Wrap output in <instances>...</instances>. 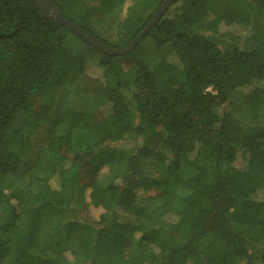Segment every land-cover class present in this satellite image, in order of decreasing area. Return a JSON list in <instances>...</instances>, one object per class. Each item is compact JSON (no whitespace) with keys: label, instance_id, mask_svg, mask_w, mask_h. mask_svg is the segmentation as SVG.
Here are the masks:
<instances>
[{"label":"trees","instance_id":"16d2710c","mask_svg":"<svg viewBox=\"0 0 264 264\" xmlns=\"http://www.w3.org/2000/svg\"><path fill=\"white\" fill-rule=\"evenodd\" d=\"M50 1L118 50L166 0ZM211 1L176 0L111 56L31 0H0V264H264V0L210 17ZM223 33L249 47L221 49ZM146 41L165 57L145 61Z\"/></svg>","mask_w":264,"mask_h":264},{"label":"rangeland","instance_id":"374dc122","mask_svg":"<svg viewBox=\"0 0 264 264\" xmlns=\"http://www.w3.org/2000/svg\"><path fill=\"white\" fill-rule=\"evenodd\" d=\"M139 1V0H138ZM136 0V2H138ZM227 1L226 0H212L210 3V11H209V15L210 17L214 16V13H219L220 11H222V9L224 7H226L227 5ZM109 23L105 22V23H95L96 27H97V32L99 35L104 36V37H112L115 34V25L114 23L111 22V19H109L108 21ZM262 23H264V21H262ZM224 34V33H223ZM217 39V43L219 45V47L221 49L224 50H230L231 48H236V49H247L249 47V44L245 41L243 36H237V35H229V34H224L221 35L219 37H216ZM215 39V38H214ZM68 45L71 46L74 49H79L84 56L91 61L92 63H95L96 60L98 59V54L97 52L93 51L91 48L87 47L86 45H84L81 42L76 41V39L74 38V36H71L68 38ZM143 50H144V57L143 59L145 61H147L148 63H153L155 60H158L159 58H164L166 53L165 51H156L154 52L151 48V45L149 43V41L143 42ZM90 72H92L93 75H97L95 69H89ZM69 78V77H68ZM68 78H66L65 80V84L68 81ZM73 82L74 80L69 81V87L71 88L73 86ZM64 88V87H63ZM54 93V97L60 98L63 97L65 94H62L63 89L62 90H57L55 89L53 91ZM62 94V95H61ZM73 99V105L76 108H82L86 105L89 104V100L87 99H83L80 97H75L72 98ZM231 102L230 104H225L223 105L221 108H219L217 110L218 113H220L222 110H228V109H232L233 105H236L237 103L235 102V100L237 99L236 96H231ZM53 101V100H52ZM51 101V102H52ZM49 105V113H50V119H52L55 114L57 113V110L59 109V107H61V104L56 106L55 103H51ZM62 108V107H61ZM49 119V120H50ZM49 120L43 124L40 128V130L36 131L31 137H30V148L32 149V151L37 152L40 149H43L47 143L46 141V132L49 128ZM253 125H263L264 124V120H260L257 119L255 122L252 123ZM128 141H125L122 146L124 147H128L129 144H131L130 139H127ZM106 166H102L99 168L98 170V176H103L106 173ZM149 170H152V166H148ZM43 244L45 245L46 243V237L44 235H42L41 237ZM215 247L217 248H221L220 244H215ZM249 251L256 253L257 251L254 250V248L252 246L248 247Z\"/></svg>","mask_w":264,"mask_h":264},{"label":"water","instance_id":"95a60500","mask_svg":"<svg viewBox=\"0 0 264 264\" xmlns=\"http://www.w3.org/2000/svg\"><path fill=\"white\" fill-rule=\"evenodd\" d=\"M39 9L40 13L45 18H53L58 21L61 25L69 29L72 33H74L77 37L81 38L85 43H87L90 47L94 48L98 52L111 55V56H123L129 54L133 51L138 43L143 39L145 34L153 27V25L159 20L161 15L165 12V10L176 0H166L163 2L157 11L151 16L150 20L147 22L143 30L124 48L122 49H113L106 43L102 42L95 36L83 31L78 26L70 22L67 18H65L59 8L55 6L50 0H31Z\"/></svg>","mask_w":264,"mask_h":264}]
</instances>
